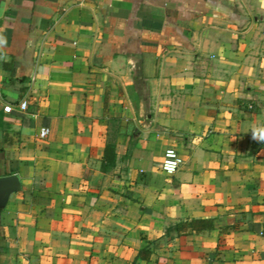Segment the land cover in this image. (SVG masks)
<instances>
[{"label":"crops","instance_id":"1","mask_svg":"<svg viewBox=\"0 0 264 264\" xmlns=\"http://www.w3.org/2000/svg\"><path fill=\"white\" fill-rule=\"evenodd\" d=\"M0 37V264H264V0H0Z\"/></svg>","mask_w":264,"mask_h":264},{"label":"trees","instance_id":"2","mask_svg":"<svg viewBox=\"0 0 264 264\" xmlns=\"http://www.w3.org/2000/svg\"><path fill=\"white\" fill-rule=\"evenodd\" d=\"M262 145L261 142L253 143V151L257 150ZM104 159L113 162L115 159L114 145L107 144L105 147ZM213 226V221L210 218H185L177 222L175 225L167 228V232L175 231L177 234L190 232H201L205 229H210ZM151 253L148 246L140 248L137 258L147 259Z\"/></svg>","mask_w":264,"mask_h":264},{"label":"built area","instance_id":"3","mask_svg":"<svg viewBox=\"0 0 264 264\" xmlns=\"http://www.w3.org/2000/svg\"><path fill=\"white\" fill-rule=\"evenodd\" d=\"M2 101V93L0 88V102ZM13 105L10 103H3V111L5 113H10L13 110ZM16 108L21 112H26L28 109V100L26 97L21 98L16 103ZM49 133L47 127H43L40 130V137H44ZM183 164V158L179 155L177 150L173 147H168L164 150L163 159L160 163L161 171L166 175L175 174Z\"/></svg>","mask_w":264,"mask_h":264},{"label":"water","instance_id":"4","mask_svg":"<svg viewBox=\"0 0 264 264\" xmlns=\"http://www.w3.org/2000/svg\"><path fill=\"white\" fill-rule=\"evenodd\" d=\"M16 186L17 180L14 175L0 177V200H3Z\"/></svg>","mask_w":264,"mask_h":264},{"label":"clouds","instance_id":"5","mask_svg":"<svg viewBox=\"0 0 264 264\" xmlns=\"http://www.w3.org/2000/svg\"><path fill=\"white\" fill-rule=\"evenodd\" d=\"M7 43L4 37H0V46H3ZM248 132H251L252 139L257 142L264 143V123L253 125Z\"/></svg>","mask_w":264,"mask_h":264}]
</instances>
